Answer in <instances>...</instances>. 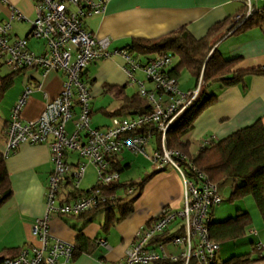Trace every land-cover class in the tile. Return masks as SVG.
I'll return each mask as SVG.
<instances>
[{"label":"built area","instance_id":"2783aa9c","mask_svg":"<svg viewBox=\"0 0 264 264\" xmlns=\"http://www.w3.org/2000/svg\"><path fill=\"white\" fill-rule=\"evenodd\" d=\"M110 1L32 0L35 19L30 22L28 35L14 41L9 38L11 22L24 21L25 17L12 9L9 20L0 25V64L3 67L10 71H54L64 76L61 93L46 103L37 120L23 121L19 117L31 93L28 88L12 108L5 133L4 158L22 144H46L53 170L46 188L45 214L32 226V235L38 245L26 246L15 258L0 259V264L69 263L75 246L51 237V218L77 217L118 201L119 196L106 194L104 189L119 183L120 175L111 169V160L126 151L144 156L156 171L166 167L173 169L183 185V205L179 210L163 208L136 232L132 245L114 264H217L216 253L220 245L210 238L209 226L215 207L223 202L218 185L212 183L185 154L167 146L170 128L197 101L203 76L200 74L195 89L182 92L177 79L168 72L173 63L171 54L161 53L141 64L125 49L110 50L109 38L90 34L85 28V20L102 15ZM244 2L246 12L236 17L234 30L249 17L262 13L251 0ZM30 40L43 47L42 53L36 54L29 48ZM115 55L124 59L128 84L137 88L138 95L149 106V112L135 117H115L106 128L95 129L91 127L92 98L82 81V74L89 65ZM136 72L144 75V81L135 76ZM71 120L74 130L68 135L66 125ZM155 138L156 147L149 152ZM211 144L202 143L200 150ZM67 152L76 153L80 159L73 170L65 162ZM88 165L96 171L94 187L79 193L71 202L68 201L70 196L62 198L60 191L68 176L72 179L73 190L78 193ZM134 194L135 187L128 186L126 196ZM252 234L257 233L253 230ZM168 244L175 249L174 254L168 253ZM100 245L106 246L105 241H100ZM253 250V256L263 255L264 244H254Z\"/></svg>","mask_w":264,"mask_h":264},{"label":"crops","instance_id":"0c3cea01","mask_svg":"<svg viewBox=\"0 0 264 264\" xmlns=\"http://www.w3.org/2000/svg\"><path fill=\"white\" fill-rule=\"evenodd\" d=\"M251 2L255 8H264V0ZM12 9L19 11L25 20L11 22L10 41L25 38L30 22L35 19L32 0H0V25L9 20ZM245 12L244 0H111L102 15L85 20V28L97 38H109L110 50H120L126 48L134 39L156 40L184 28L194 39L199 40L206 37L210 29L219 27L209 38L211 54L216 51L225 61L237 60L236 70L264 69V26L238 33L234 30L236 17ZM29 48L36 54L43 51V47L33 40L29 41ZM156 56L148 54L138 58L134 55L132 57L145 64ZM175 65L176 59L173 58L169 73ZM184 71L176 77L181 91L179 80ZM10 72L9 70L8 73ZM187 73L197 84L196 77ZM138 74L144 81L143 74L136 72L137 78H140ZM82 81L88 87L92 98L91 127L95 129H104L111 124V120L116 116L111 117L109 114L119 110L124 97L138 95L136 90L128 93V90L135 86L128 84L125 61L117 55L89 65L82 74ZM63 83L64 76L54 71H19L13 86L0 102L1 152L4 150L5 133L12 108L22 92L26 88L31 90L19 117L23 121H34L41 116L46 103L59 96ZM207 92L214 97V102L198 115L192 129L182 137V140L189 144L188 151L191 156H197L200 145L204 142L223 140L258 120H262L264 124V73L249 74L245 76L243 83L232 86L213 83ZM103 96L113 98L116 106L113 107L111 101L106 105L100 102L101 105L96 106L98 101H101L99 98ZM75 112H78L77 108ZM95 112L98 115L94 116ZM135 116L138 115L124 112L118 118ZM73 120L66 125L68 135L74 130ZM155 147L156 138L151 141L148 151ZM126 154L124 152L111 160V168L117 169L113 171L120 175L113 194L119 196V200H127L126 185L144 182L141 192L130 206L131 213L122 221H118L122 209L114 207L109 222L105 208L77 217H52L49 232L54 240L77 247V238L82 236L94 246L91 248L92 256L80 253L74 255L69 263L61 264H114L123 258L126 250L132 245L136 232L155 218L163 208H182L183 185L173 169L166 167L162 171L147 170L145 178L141 180L124 181L121 179L124 171L129 173L132 168V162ZM65 162L73 170L80 159L76 153L67 152ZM5 165L12 196L0 207V259L7 251L38 245L32 235V226L45 214L46 188L53 170L50 150L46 144H22L5 159ZM95 183V168L88 165L78 193L73 190L72 179L68 176L60 196L66 199L70 196L68 201L71 202L79 193L94 187ZM237 184L235 181L232 192ZM100 241H105L106 246L100 245ZM166 249L169 254L175 253L170 244Z\"/></svg>","mask_w":264,"mask_h":264},{"label":"trees","instance_id":"16d2710c","mask_svg":"<svg viewBox=\"0 0 264 264\" xmlns=\"http://www.w3.org/2000/svg\"><path fill=\"white\" fill-rule=\"evenodd\" d=\"M263 26L264 8H262L261 14L249 17L235 32L238 33L255 27L262 28ZM218 28L214 27L210 29L206 37L199 40L194 39L185 28L156 40L134 39L124 49L136 58L148 54H171L176 59V65L171 70L170 75L175 78L183 70L194 75L197 80L200 74H202L203 83L200 95L195 104L187 109L170 128L167 134V146L170 149H175L185 154L189 161L206 174L212 183L218 185L228 179L238 182L230 195V201H240L246 197H251L264 223V124L262 120H258L254 124L236 131L223 140L212 142L209 147L199 150L197 156L189 154V144L182 140V137L192 129L198 115L214 102V97L207 92L211 84L219 82L223 86H232L243 83L245 76L249 74L264 73L262 69L236 70L237 60L225 61L216 51L211 54L212 46L209 43V38ZM2 69L3 66L0 64V102L4 94L13 86L14 79L19 73V71H11L4 75L2 74ZM124 112L144 115L149 112V106L139 95L132 96L131 98L124 97L119 110L109 115L111 117H118ZM5 159L0 150V207L12 196ZM114 170L117 171V169ZM143 183H130L126 186L135 187V193L139 195ZM117 185L114 184L108 189H104V193L113 194ZM137 196L130 202L122 199L110 202L100 209H106L107 215H109V222L111 221L112 209L114 207H121L122 211L118 221H122L131 213V202H134ZM251 223L252 220L248 213H238L236 217L230 218L225 222H212L209 226V235L212 240L219 244L234 241L243 236ZM77 243L78 246L74 249L73 257L80 253L93 255L91 248L94 246L88 240L79 236ZM20 250L7 251L2 258H15ZM253 251L252 248L251 255L232 257L221 264L264 263V253L263 255L257 254V257L252 259ZM160 264L171 263L165 262Z\"/></svg>","mask_w":264,"mask_h":264},{"label":"rangeland","instance_id":"374dc122","mask_svg":"<svg viewBox=\"0 0 264 264\" xmlns=\"http://www.w3.org/2000/svg\"><path fill=\"white\" fill-rule=\"evenodd\" d=\"M9 69L3 67L2 74L8 73ZM140 80H143L142 76L138 74ZM144 76V75H143ZM16 82V81H15ZM180 88L182 91L187 92V90H193L196 88L195 79L192 78L187 72H183L181 74L179 80ZM137 91V88L129 89L128 93H132L133 91ZM101 101H98L97 105L101 104H108L111 101V105L114 107L116 106V101L109 96H103L99 98ZM101 102V104H100ZM98 115L95 112L94 116ZM96 118V117H95ZM149 150V148H148ZM127 158L132 162V168L130 169L129 173L124 171L122 176V180H141L145 178L146 171L153 172L155 167L151 165V163L142 155H134L131 152L126 151ZM235 183L234 180L228 179L226 181L221 182L218 184V190L222 195V203L219 206H216L213 211V216L211 220L213 223H221L225 222L230 218L236 217L238 213H248L251 217L252 223L250 227H248L239 239L234 241H227L224 243L219 244L220 248L216 253V263L221 264L232 257L236 256H243V255H251L252 248L254 244L262 243L264 244V223L262 217L255 206V203L251 197H246L240 201H230V195L232 193L233 184ZM138 194L135 193L132 196L128 197V201H132ZM133 202H131L132 206ZM255 230L257 234H252V231ZM257 255H254L252 259H255ZM247 264V263H246ZM253 264H264V263H253Z\"/></svg>","mask_w":264,"mask_h":264},{"label":"water","instance_id":"95a60500","mask_svg":"<svg viewBox=\"0 0 264 264\" xmlns=\"http://www.w3.org/2000/svg\"><path fill=\"white\" fill-rule=\"evenodd\" d=\"M231 30V29H230Z\"/></svg>","mask_w":264,"mask_h":264}]
</instances>
